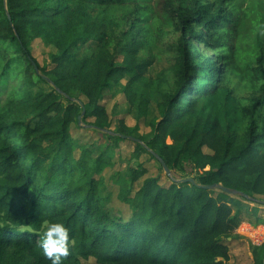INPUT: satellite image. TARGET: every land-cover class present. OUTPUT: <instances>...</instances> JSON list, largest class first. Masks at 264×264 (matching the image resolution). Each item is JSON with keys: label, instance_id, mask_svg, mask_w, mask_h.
Wrapping results in <instances>:
<instances>
[{"label": "trees", "instance_id": "obj_1", "mask_svg": "<svg viewBox=\"0 0 264 264\" xmlns=\"http://www.w3.org/2000/svg\"><path fill=\"white\" fill-rule=\"evenodd\" d=\"M237 1L156 0L149 11L147 0H0V264H51L40 246L51 222L69 230L61 264H231L224 238L240 221L233 207L264 195V43L242 36ZM166 28L179 32L172 43ZM146 31L153 50L172 53V83L162 70L143 80L155 61L140 54ZM38 37L56 49L50 67L32 55ZM232 74L252 90L236 105L240 131L219 100ZM123 77L137 121L158 99L149 134L124 119L110 129L100 100ZM80 101L90 125L115 132L98 129L115 142L136 137L135 149L155 158L149 148L171 170L167 185L149 176L134 192L119 190L127 219L103 204V153L80 145L73 155ZM145 172L132 168L130 184ZM215 183L241 193L203 187ZM252 259L263 264L264 240Z\"/></svg>", "mask_w": 264, "mask_h": 264}, {"label": "rangeland", "instance_id": "obj_2", "mask_svg": "<svg viewBox=\"0 0 264 264\" xmlns=\"http://www.w3.org/2000/svg\"><path fill=\"white\" fill-rule=\"evenodd\" d=\"M156 0H147L149 11H152L153 4ZM214 2L215 0H209ZM236 6L241 15V33L244 39L249 43L260 41L264 43V0H238ZM121 29H127L128 24L122 23ZM196 28V27H195ZM164 40L172 43L179 35V32L173 28H166ZM143 40L145 46L140 52L142 56L153 53L155 56L154 63L150 66L148 72L144 75L143 80L148 81L156 76L159 71H164L168 77L169 82L172 83V75L170 74V59L172 53L169 51L153 50L151 45V31H146ZM195 48L212 55L211 51L203 46L202 43L196 42L192 39L191 42ZM87 44L83 45L85 47ZM31 52L33 57L37 60L40 66L50 67V57L56 49L53 45L47 43L42 38H35L31 45ZM120 59V57H119ZM126 77L121 78L119 81L112 84L107 89L100 102L106 107L111 121L110 129L116 131L118 120L124 119L125 123L129 126L138 124V134H149L150 126L147 121L153 114H157L158 99L151 101L149 107L148 117H140L136 120L135 113L127 103L124 93L123 85L125 84ZM138 88L142 87V83L137 84ZM251 89L245 88L238 75H230L225 83H223V92L219 95V100L224 101L230 112L228 119L237 131L241 130L242 123L238 121L236 115V105L241 100L242 103L248 102ZM74 95L86 101L84 95L78 92H73ZM146 115V116H147ZM93 118H81L74 120L69 128L70 138L76 141V148L73 151L74 157H78L80 153L79 146L87 147L92 151V156L102 152L106 165L104 166L101 175L104 178L101 193L103 196V204L110 210L111 213L127 219L131 214L130 206L118 198L119 190L124 187L125 189H132L134 192L142 183L145 177L156 176L159 182L163 185L169 184V179L161 168L158 161L147 152H140L135 149L134 141L130 139H121L115 142L110 139L106 134L98 129L87 126ZM134 135H137L134 133ZM203 150L210 153L207 147ZM146 169V172L135 182L130 184L129 172L132 168ZM176 176V175H175ZM237 204V203H234ZM233 213L240 215V221L237 230L231 237H225L224 242L230 249V263L231 264H252V249L253 246H259L263 240H259L263 236L264 229L257 227L258 221H262L264 225V195L254 194V198L249 200H242V203L233 207ZM261 225V226H262ZM241 229H240V228ZM239 228V229H238ZM262 229L261 236L255 234L253 231ZM259 237V238H258ZM260 242L255 243L256 240ZM83 264H97L95 260L90 257L87 260H82Z\"/></svg>", "mask_w": 264, "mask_h": 264}, {"label": "clouds", "instance_id": "obj_3", "mask_svg": "<svg viewBox=\"0 0 264 264\" xmlns=\"http://www.w3.org/2000/svg\"><path fill=\"white\" fill-rule=\"evenodd\" d=\"M69 230L60 222L48 224L40 241V246L51 264H61V258L69 253Z\"/></svg>", "mask_w": 264, "mask_h": 264}, {"label": "water", "instance_id": "obj_4", "mask_svg": "<svg viewBox=\"0 0 264 264\" xmlns=\"http://www.w3.org/2000/svg\"><path fill=\"white\" fill-rule=\"evenodd\" d=\"M37 69V68H36ZM81 103V106H82V111L81 113L77 116V120L78 122L81 120L82 116L84 115V112H85V108H84V105L83 103L80 101ZM87 126H91V127H94L96 128L94 125H90V124H87ZM100 129L101 131H108L110 133H115V132H112L111 130H106V129H103V128H98ZM121 137H123L124 139H130L132 141H138V139L132 135H124V134H121L120 135ZM153 155L154 157L159 161V163L161 164L164 172L166 175H170L171 174V170L168 168V166L165 164L164 160L158 155L156 154L155 152L151 151L149 148H147ZM178 180H185V181H189V182H193V178L191 177H187V178H181V179H178ZM203 187H206V188H220V189H223L224 191H226L227 193L229 194H240L241 192L236 190V189H232V188H228V187H225L223 185H221L220 183H215V184H209V185H203ZM263 264H264V260H263Z\"/></svg>", "mask_w": 264, "mask_h": 264}, {"label": "crops", "instance_id": "obj_5", "mask_svg": "<svg viewBox=\"0 0 264 264\" xmlns=\"http://www.w3.org/2000/svg\"><path fill=\"white\" fill-rule=\"evenodd\" d=\"M263 223H262V221H258V223H257V225H259V226H257V227H261V228H263L264 229V225H262ZM262 225V226H261ZM240 228V227H239ZM238 228V229H239ZM241 229V228H240ZM261 231H262V229H260V230H258V231H253L255 234H259L258 236H261ZM259 238V237H258ZM259 240L261 241V240H264V232H263V236L261 237V238H259ZM258 239L255 241V243H258V242H260Z\"/></svg>", "mask_w": 264, "mask_h": 264}]
</instances>
